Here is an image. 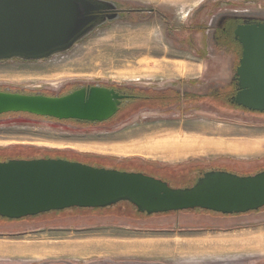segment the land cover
<instances>
[{"label": "rangeland", "instance_id": "obj_1", "mask_svg": "<svg viewBox=\"0 0 264 264\" xmlns=\"http://www.w3.org/2000/svg\"><path fill=\"white\" fill-rule=\"evenodd\" d=\"M90 1L103 8L60 44L63 50L0 59V91L56 95L71 84L98 83L173 88L183 99L137 112L124 105L116 115L123 120L107 127L2 115L0 159L19 158L13 150L22 146L105 156L117 164L133 160L173 188L193 185L199 171L215 164L243 174L264 169V114L224 106L215 97L231 92L237 59L202 60L195 51L200 36L190 34L218 12L264 19V0ZM202 93L204 99L196 97ZM190 164L198 170L170 174ZM120 203L0 220V264H264V208L238 215L188 210L146 216Z\"/></svg>", "mask_w": 264, "mask_h": 264}, {"label": "water", "instance_id": "obj_2", "mask_svg": "<svg viewBox=\"0 0 264 264\" xmlns=\"http://www.w3.org/2000/svg\"><path fill=\"white\" fill-rule=\"evenodd\" d=\"M97 3L0 0V59L42 58L63 50L60 44L103 8ZM234 37L242 50L235 72L237 90L230 102L264 113V22L238 25ZM126 97L98 83L62 96L8 89L0 91V115L26 113L43 121L102 123L119 111ZM120 202L146 215L194 209L244 214L264 208V170L249 175L209 170L193 185L173 188L167 181L142 172L62 158L0 161V217L18 220L69 208H106Z\"/></svg>", "mask_w": 264, "mask_h": 264}, {"label": "trees", "instance_id": "obj_3", "mask_svg": "<svg viewBox=\"0 0 264 264\" xmlns=\"http://www.w3.org/2000/svg\"><path fill=\"white\" fill-rule=\"evenodd\" d=\"M131 89H134V88H131ZM232 90L229 93L218 92V94L215 95V97L218 99V101L220 103L224 104V106L228 105V106H232V107H235V108L243 110V111H247L246 109L238 107L229 101L228 97L230 96V94L233 93ZM24 93L25 94H35V92H30V91H25ZM136 93H138L142 96V98H141L142 102H139L137 99H136V101L130 102L128 104V106H129L128 111L137 112L142 107L143 108L146 107L148 109H166V108L171 107L173 105L179 104L182 100V99H180V92L174 90L173 88H169L166 90H154V89L142 90V91L138 90ZM40 94L49 95V94L42 93V92H40ZM186 100H187V98H186ZM247 112H249V111H247ZM3 115H18V116L28 117L30 119L42 120L41 117L26 114V113H7V114H3ZM0 116H2V115H0ZM48 119L50 121H53V122L55 121V122L62 123V124H69L70 123L71 125H73L75 127H79V128L88 127V126H106L107 127V126L111 125L113 122H115V121L108 120V121L103 122V123H95L94 124L93 122L86 123V122H76V121H71V120L70 121H68V120L67 121L66 120L58 121V120L53 119V118H48ZM38 150L39 149H35L33 147L19 146V147H16L13 151H16L17 155L19 154V158H24V159H29L32 156V155H30V157H29V155L27 156L26 154H30V153H34V152L35 153H45V154L51 153L52 155H54V156H51L52 158H62V159H67V160L79 161V162L87 163V164L97 166V167L115 168V169L123 170V171H132V170H130L131 169L130 167H133L138 172L149 174V175H152L154 177L161 178L164 180L163 175H161V177L157 176L158 174L154 173V171H152L149 167H147V166L145 167V164H144V167H141L138 162L133 161V160L119 161L117 164V162H115L114 159H112L110 157H105V156L79 155L78 153H75V152L74 153H72V152L64 153L63 151L62 152L64 154L62 152H58V151L40 152ZM48 155L45 157H50V155L49 156ZM31 158H34V156H32ZM37 158H39V157H37ZM7 159H10V158L0 159V161H5ZM165 167H167V166H165ZM195 167H198V166L190 164L189 166H186V167L184 166V168H188V169H186V171H184V169H177V170H174L173 173L170 172V174H175L176 176L182 175V174L188 175L189 172L191 174L192 171L198 170V169H192ZM209 170H225V171L236 173L239 175H249V174L237 173V172H235L236 170H234L232 166H228V165H224V164H215V166H213L212 168H209ZM209 170H207V171H209ZM204 172H206V171H199L198 177H200ZM250 174H252V173H250ZM189 180H190V177H189ZM189 186H191V185H189ZM121 203L125 204L128 207L131 206L136 211V209L132 205H130L129 203H127V202H121ZM76 209L77 210H88V209H83V208H76ZM97 209H100V208H97ZM194 210H200V209H194ZM61 211L64 212V210H61ZM61 211H51L48 213H42V214H39L36 216H29V217H25V218L18 219V220H24V219L34 218V217H38V216H47V215H50L51 213H53V214L60 213ZM200 211H204V210H200ZM206 212H210V211H206ZM168 213H172V212H168ZM211 213H214V212H211ZM139 214L146 215L145 213H139ZM163 214H167V213H163ZM215 214H218V213H215ZM155 215H157V214H155ZM146 216H150V215H146ZM0 220L15 221L13 219H8V218H3V217H0Z\"/></svg>", "mask_w": 264, "mask_h": 264}, {"label": "flooded vegetation", "instance_id": "obj_4", "mask_svg": "<svg viewBox=\"0 0 264 264\" xmlns=\"http://www.w3.org/2000/svg\"><path fill=\"white\" fill-rule=\"evenodd\" d=\"M259 22L263 23L264 19L254 18L251 15H249L248 13H237L235 11L223 12V13H220V12L214 13L209 18L208 23H205L203 26H198V28H195L193 26V28H191V30H190L191 31L190 34L193 32L196 34H199V36H200L199 40L202 42L200 49H195L198 57H200L202 60L207 61L206 60L207 58L212 59V58H214L215 55H218V56L225 55L227 58H229V61L232 59L233 60L237 59V65H238V60L241 57L242 47L234 37V30L236 29V27L238 25H243V24L248 25V24H255V23H259ZM235 48H238V52H237V50H235ZM214 51L217 52V54H213ZM229 65H230V63H229ZM237 65L234 67V70L232 71V75L230 76V86L233 89L232 90L233 93L230 94V96L228 97L229 101H230V97L232 95H234L236 90H237L236 79H235V77H236L235 72H236ZM227 71H231V70H229V68H228ZM94 84H87V85L71 84L69 86L63 87L56 95L62 96V95L67 94L73 90H77V89H80L81 87H85V86L86 87L92 86ZM99 85L114 89L119 94L127 96L126 98L121 100L120 109L123 108L124 105L127 106V104H129L130 102L136 101V99L139 102H142L141 101L142 96L140 94L136 93L138 90L142 91V90L154 89V88L146 89V88H141V87H122L121 88V87L107 85V84H99ZM131 88H134V89H131ZM154 90H158V89H154ZM163 90H166V89H163ZM174 90L179 91L178 89H174ZM188 93H190V92H188ZM188 93H185V94H188ZM215 93H218V92H215ZM204 96H205V94L202 93L201 95L196 96V97L204 99ZM120 109H119V111H120ZM143 109H148V108L142 107L139 109V111L143 110ZM249 112L258 113V112H253V111H249ZM117 113L113 117H111L109 120L115 121V122L123 120L122 117L118 116V118H117V116H116ZM261 114H264V113H261ZM45 120H49V119L46 118ZM68 121H70V120H68ZM71 121H74V120H71ZM95 123H97V122H95ZM66 125H71V124L69 123ZM71 126H73V125H71ZM95 127H97V126H95ZM263 170L264 169L257 170L253 173L255 174V173L263 171ZM256 211H258V210H256ZM256 211H254V212H256ZM251 212H253V211H251Z\"/></svg>", "mask_w": 264, "mask_h": 264}]
</instances>
